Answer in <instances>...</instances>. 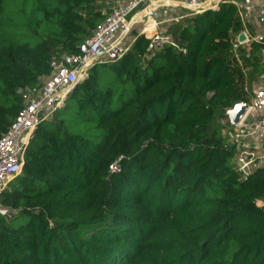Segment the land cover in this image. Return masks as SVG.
I'll use <instances>...</instances> for the list:
<instances>
[{"label":"trees","instance_id":"trees-1","mask_svg":"<svg viewBox=\"0 0 264 264\" xmlns=\"http://www.w3.org/2000/svg\"><path fill=\"white\" fill-rule=\"evenodd\" d=\"M112 1L0 0V137L21 90L77 52ZM185 20L178 47L150 52L139 35L39 126L0 196V264H264V167L237 172L214 125L248 102L251 55L233 51L243 22L234 3Z\"/></svg>","mask_w":264,"mask_h":264},{"label":"built area","instance_id":"built-area-1","mask_svg":"<svg viewBox=\"0 0 264 264\" xmlns=\"http://www.w3.org/2000/svg\"><path fill=\"white\" fill-rule=\"evenodd\" d=\"M232 2L242 9L237 1ZM222 3H231V0L106 2L107 10L102 9L103 21L84 40L78 51L55 56L51 62V73L44 76L38 85L21 90L24 108L12 126L0 137V196L12 181L23 174L26 152L36 130L54 117L75 85L87 77L90 69L98 64H111L121 60L139 35H146L151 39L150 52L168 45L178 47L177 40L164 31L165 25L211 9H219ZM141 24L138 34L133 36L136 26ZM149 27L154 29L150 36L147 32ZM242 33L245 39L241 41ZM242 33L233 41V51L240 64L242 49H249L255 43L264 45V28L256 33ZM250 109L249 106L246 115L237 125L233 127L230 123L229 142L236 147L233 166L244 177L264 167V116L252 120L248 117ZM111 171L118 173L121 166L114 163ZM256 204L264 210V198L258 199ZM9 213L8 208L0 205V214Z\"/></svg>","mask_w":264,"mask_h":264},{"label":"rangeland","instance_id":"rangeland-1","mask_svg":"<svg viewBox=\"0 0 264 264\" xmlns=\"http://www.w3.org/2000/svg\"><path fill=\"white\" fill-rule=\"evenodd\" d=\"M256 7L260 5L263 1L258 0H252ZM264 4V2H263ZM99 7L101 9L106 8V4L103 2L98 3ZM107 10V8H106ZM262 11L261 14L256 12L255 16H252V14L243 11L245 20L248 21L249 29L256 33L260 28H264V11ZM185 19L178 21L177 23H172L170 25H165L166 33L171 34L175 40H177L180 26L185 23ZM178 24V25H177ZM142 27L141 25L136 26L135 30L133 32V36H136L139 32V29ZM257 44V43H255ZM259 45L257 48L254 47V45L251 46V48L244 50L245 53H249L251 55V65H249L247 68H245V73L247 76V92H248V102L254 103L255 109H260L262 111V103H264V45ZM253 49V50H252ZM243 50L240 51V53H244ZM256 69H259L260 71H256ZM259 111V112H260ZM229 119L226 117L225 110H218L216 112V118L214 121V125L218 126L220 128H224L225 135L229 138L230 136V130L231 126H229ZM169 230V229H168ZM150 243V241H149ZM152 243L147 245V249L152 247ZM144 261V260H143ZM141 260L136 264H141Z\"/></svg>","mask_w":264,"mask_h":264},{"label":"crops","instance_id":"crops-1","mask_svg":"<svg viewBox=\"0 0 264 264\" xmlns=\"http://www.w3.org/2000/svg\"><path fill=\"white\" fill-rule=\"evenodd\" d=\"M232 1H234V0H231V3H233ZM235 1H237L239 3V5L241 6V8H242V9H239L238 5L235 4L237 6V8H238V11H239V14H240V17L242 19L243 26H244L243 30L239 34H241L243 31H247L249 33L252 32L249 29L248 21L245 20L243 11H246V12L252 14V16H255L256 12L261 14L262 11H259V10L263 9V11H264V4H263L264 0H258L260 2L261 1H263V2H261L260 5L257 6V7H256L255 3L252 0H235ZM151 30H153L152 27H150V31ZM263 78H264V75H263ZM247 103L251 107L248 117H250L252 120H255V119L259 118V117L264 116V103H262V105H263L262 109H261L262 111H260V109H259L260 112L258 111V109H255L254 103H250V102H247Z\"/></svg>","mask_w":264,"mask_h":264},{"label":"water","instance_id":"water-1","mask_svg":"<svg viewBox=\"0 0 264 264\" xmlns=\"http://www.w3.org/2000/svg\"><path fill=\"white\" fill-rule=\"evenodd\" d=\"M245 35L242 33L240 35V40H244ZM78 83L75 85V87ZM249 108V104L245 101H240L236 103L231 109L227 110L226 115L228 116L231 125L234 127L237 125L246 115Z\"/></svg>","mask_w":264,"mask_h":264},{"label":"bare ground","instance_id":"bare-ground-1","mask_svg":"<svg viewBox=\"0 0 264 264\" xmlns=\"http://www.w3.org/2000/svg\"><path fill=\"white\" fill-rule=\"evenodd\" d=\"M152 29H153V27H152ZM153 30L150 31V27L148 28L147 32H148L149 36L152 34Z\"/></svg>","mask_w":264,"mask_h":264}]
</instances>
